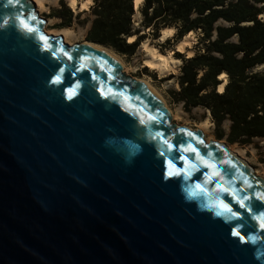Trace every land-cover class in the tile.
I'll return each instance as SVG.
<instances>
[{
  "label": "water",
  "instance_id": "95a60500",
  "mask_svg": "<svg viewBox=\"0 0 264 264\" xmlns=\"http://www.w3.org/2000/svg\"><path fill=\"white\" fill-rule=\"evenodd\" d=\"M46 23L0 0V264H264V179Z\"/></svg>",
  "mask_w": 264,
  "mask_h": 264
},
{
  "label": "trees",
  "instance_id": "16d2710c",
  "mask_svg": "<svg viewBox=\"0 0 264 264\" xmlns=\"http://www.w3.org/2000/svg\"><path fill=\"white\" fill-rule=\"evenodd\" d=\"M138 9L139 24L135 0H94L78 13L60 0L53 13L61 27L84 26L87 40L123 55L136 54L148 35L159 38L164 28L176 29V42L195 32V54L175 51L183 63L172 102L188 112L209 109L219 139L245 145L264 138V0H143Z\"/></svg>",
  "mask_w": 264,
  "mask_h": 264
},
{
  "label": "rangeland",
  "instance_id": "374dc122",
  "mask_svg": "<svg viewBox=\"0 0 264 264\" xmlns=\"http://www.w3.org/2000/svg\"><path fill=\"white\" fill-rule=\"evenodd\" d=\"M42 5L36 6L40 11V14L47 19L45 29L48 33L51 34H63L65 40L74 44L77 42H82L87 40L86 33L87 28L81 26L77 23L71 27H61V19L56 17L53 13V7L60 5V0H41ZM68 4L72 7L75 13L80 12L84 9H89L90 6L94 3V0H75V3H72L73 0H66ZM140 6V5H139ZM141 13L137 8V13L135 19L137 24L141 21ZM176 30V29H175ZM66 31V32H65ZM150 33V29L143 31L142 33ZM65 33V34H64ZM175 34V32H174ZM173 35L168 37L172 39L169 43L168 38L162 40L159 38H153L152 35H148L140 44L137 49L136 54L134 55H123L116 52L114 49L110 48L111 51L116 54L126 65L124 72L126 75L134 78L136 80L145 79L148 80L164 97L166 100V106H168L170 113L172 115V121L177 125H186L191 130H201L204 134V138L207 142L211 140H226L219 139L215 133V124L212 120V116L209 114L206 108L196 107L193 108L190 112L186 111L183 107V104L174 103L171 100L170 90L172 88H179L178 76L181 74V66L183 60L180 59V62L172 64L168 70H159L153 69L146 65V60L150 59L148 51L145 50L143 46L144 42H148L151 46H156L158 49L165 53H170L173 57L175 56V51L178 50V43L180 41H175ZM66 35V36H65ZM161 36V34H160ZM188 42L185 45L184 52L187 56L195 54L197 51L198 37L195 32H192L188 36ZM177 58V57H176ZM229 123H226L228 127ZM228 142V141H227ZM228 145L234 153H237L242 158H244L253 168L256 175L264 179V138H256L250 144L241 145L239 143H230Z\"/></svg>",
  "mask_w": 264,
  "mask_h": 264
},
{
  "label": "bare ground",
  "instance_id": "6f19581e",
  "mask_svg": "<svg viewBox=\"0 0 264 264\" xmlns=\"http://www.w3.org/2000/svg\"><path fill=\"white\" fill-rule=\"evenodd\" d=\"M35 1L38 3L39 6L42 5V1L41 0H35ZM142 1L143 0H135V6H136V8H139V5L141 4ZM72 3H75V0H73ZM175 31L176 30L173 27L164 28L162 30V35L160 36V39L165 40L166 38H168L171 35H173ZM189 34H187L178 43V50L184 51L185 45L188 42V39L187 38H188ZM134 39H135V37H130V40H134ZM83 42L86 43V44H92V43H90L87 40H85ZM143 46L145 47V50L148 51L149 56H150V59L146 60V63L145 64L148 65L149 67L153 68V69H159V70L165 71V70H168L172 66V64L177 63V62H180V59L179 58L173 57L170 53H165V52L160 51L158 49V47L151 46V45L148 44V42H144L143 43ZM110 53H112L114 56H116L118 59H120L113 52L110 51ZM120 61L122 62L124 68H126V65L124 64V62L121 59H120ZM224 76H225V74H222L221 75V77H224ZM139 80H142V81L146 82L152 89H154L162 97V99L164 100V103L166 104V100L164 99V97L162 96V94L148 80H145V79H139ZM219 89L220 90H223L224 89V84H221L219 86ZM207 111L211 115V111L209 109ZM227 147H228V149L230 151H232V149L230 148L229 145H227Z\"/></svg>",
  "mask_w": 264,
  "mask_h": 264
},
{
  "label": "snow or ice",
  "instance_id": "6c2138e0",
  "mask_svg": "<svg viewBox=\"0 0 264 264\" xmlns=\"http://www.w3.org/2000/svg\"><path fill=\"white\" fill-rule=\"evenodd\" d=\"M9 2L11 3V0H9ZM32 19H35V17L33 16ZM25 27H26V29H27L29 32L35 31V29L31 28V27L28 26V25H25ZM53 82H54V83H59V77H57L56 80H54ZM74 95H75V93L70 91V94H69V97H68V98L71 99ZM190 135H191V133H190ZM190 150H191V151H195V149H190ZM262 198H264V197H262ZM240 206H241V207H244L245 205L243 204V202H240ZM223 207L225 208V210L231 212V209L228 207V205L225 204V205H223ZM232 216H233V217H236L237 214L234 213V212H232ZM260 227H261V228H264V220L261 221ZM233 235H240V234H239L238 231L234 230V231H233ZM240 238H241L242 241L244 240V237H243V236H241Z\"/></svg>",
  "mask_w": 264,
  "mask_h": 264
}]
</instances>
